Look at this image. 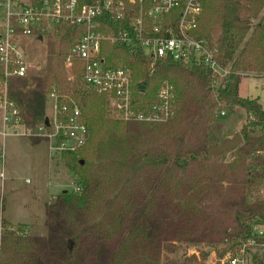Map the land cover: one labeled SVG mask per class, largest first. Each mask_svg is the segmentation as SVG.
I'll use <instances>...</instances> for the list:
<instances>
[{
    "label": "trees",
    "instance_id": "obj_1",
    "mask_svg": "<svg viewBox=\"0 0 264 264\" xmlns=\"http://www.w3.org/2000/svg\"><path fill=\"white\" fill-rule=\"evenodd\" d=\"M263 8L264 0H204V13L195 32L198 37H206L217 45L218 62L228 70L226 79L217 86V99L229 107L240 106L247 111L243 144L234 149L244 154L264 150L262 104L258 96L244 97L239 91L244 77L251 73L264 76V13L252 27V20L260 16ZM111 25L115 29L122 26L119 22ZM83 32V28L63 25L57 27L49 41V63L42 88L45 92L55 88L79 103L89 135L77 152L57 154L74 174L79 187L78 191H63L54 203L47 205V221L50 226L67 224L72 230L76 246L69 251L68 264H84L87 255H82L81 250L86 247H92L94 254L104 260L110 259L111 264H159L158 254L150 253L154 241L160 237L159 230L179 218H194L197 212L205 215L193 200V181L198 175L196 167H203L198 162L217 158L207 153V148L216 142H212L207 133L192 145L179 146L183 140L184 111L195 99L192 92L197 95V90H201L207 95L218 84L219 74L203 63L172 59L159 60L151 73L149 59L142 52L131 55L125 46L105 42L104 53L108 60L131 69L134 96L140 101V107L154 101L165 82L173 87L176 114L169 121L152 125L125 122L116 117L106 96L86 89L81 81V68L75 66L69 71L65 66L70 47ZM13 87L11 97L23 117L28 116V123L37 118L42 120L45 92L33 91L27 100L24 95L23 100H18L12 93ZM70 98L61 101L69 102ZM150 137L156 140L155 145L142 148V141L148 143ZM215 169L222 170L218 166ZM152 187L156 189L155 194L148 198ZM245 195V185L239 182L210 204L216 220L211 226L209 241L227 243L217 251L219 257L252 237L255 223L264 224V195L251 204L246 202ZM2 200L0 197V206ZM128 229L114 253L111 243ZM14 237L15 232L9 229L0 264L40 261L36 247L14 242L11 240ZM196 262L189 258L181 261L182 264ZM250 264H264V261L255 254Z\"/></svg>",
    "mask_w": 264,
    "mask_h": 264
},
{
    "label": "built area",
    "instance_id": "obj_2",
    "mask_svg": "<svg viewBox=\"0 0 264 264\" xmlns=\"http://www.w3.org/2000/svg\"><path fill=\"white\" fill-rule=\"evenodd\" d=\"M0 7L4 10L0 19V140L9 134L43 136L50 141L54 153L77 152L86 144L89 128L83 110L68 95L52 89L48 93L50 113L34 128L26 122L10 93L14 79L28 76L25 39L43 37L63 25L84 30L70 47L66 68L69 71L75 66L81 68V81L86 89L106 96L116 117L125 122L152 125L169 121L175 113L173 87L165 82L157 98L140 107L134 96L131 69L108 60L105 42L123 45L131 55L142 52L149 59L151 73L161 59L203 63L219 75L228 72L218 62L217 45L195 34L204 13V0H0ZM112 22L122 26L115 29ZM4 160L2 150L1 166ZM1 175L4 177V171ZM3 230L0 224V255ZM255 254L264 261V224L261 223L254 224L253 236L229 250L223 262L250 264Z\"/></svg>",
    "mask_w": 264,
    "mask_h": 264
},
{
    "label": "rangeland",
    "instance_id": "obj_3",
    "mask_svg": "<svg viewBox=\"0 0 264 264\" xmlns=\"http://www.w3.org/2000/svg\"><path fill=\"white\" fill-rule=\"evenodd\" d=\"M263 13L264 8L260 16L252 20V27ZM3 14L4 10L0 7V19ZM54 33L44 34L42 38L25 39L28 42L25 44V51L29 60V72L26 78L14 79L12 93L15 99L23 100L24 95V99L27 100L33 91L40 89L45 92V88H42V79L47 71L49 41ZM221 73L218 84L214 85L207 95L201 90H197V95L192 92L193 98H198L184 111L183 140L179 147L185 144L192 145L194 140L207 133L211 140H214L212 142H216L213 145L221 144L236 133L242 134L248 120L247 111L240 106H235L232 110L228 104L217 99V86L226 79L227 74L223 71ZM239 91L244 97L258 96L264 109V76L249 74L242 79ZM48 93L45 92V115L50 113L52 105ZM174 110L175 115V106ZM25 120L28 123L27 115ZM40 121L42 120L37 118L28 124L35 128ZM149 140L151 141L148 143L147 140H143L140 146L144 148L150 144L155 145V139L150 137ZM2 150L5 152V160L3 165H0V197L3 199L0 220L4 221V224H1V221L0 224L4 229V238L11 229L15 232V237L11 240L22 241L24 245L30 244L32 248L36 247L40 261L28 264H68L69 251L76 246L72 230L67 224L61 227L50 226L47 221V205L54 203L63 191H78L79 186L74 174L65 161L57 156L58 153L51 151L50 141L43 136L9 134L0 140V152ZM235 150L225 151L215 159L198 162L202 163L203 167H196L198 175L193 181L195 183L193 200L200 205V209L209 219L197 212L194 218L182 217L171 221L169 227L161 228L157 233L160 235L159 239H156L150 248L151 254H158L159 264H182V260L192 255L197 256V262L192 264H225L223 259L228 251L223 257L217 256V251L227 246V243L209 241L211 226L216 220L210 204L214 198L229 192L239 182L245 185L248 204L264 195V150H256L249 154ZM217 166L222 170H216ZM193 169L195 167L191 170ZM1 171H4V177ZM164 174L160 175L159 180ZM155 190L152 187L146 197L153 196ZM128 231L129 229L116 240L114 238L111 243L113 248L111 250L114 253L121 246ZM70 241H73L71 248ZM81 251L82 255H87L84 264H111L110 259L104 260L103 257L94 254L95 250L92 247H86Z\"/></svg>",
    "mask_w": 264,
    "mask_h": 264
},
{
    "label": "water",
    "instance_id": "obj_4",
    "mask_svg": "<svg viewBox=\"0 0 264 264\" xmlns=\"http://www.w3.org/2000/svg\"><path fill=\"white\" fill-rule=\"evenodd\" d=\"M42 38V37H40ZM232 110L235 109L234 106L231 107ZM48 118H46V123H48ZM243 136L241 133H236L232 138H226L221 144L212 145L207 148V153L212 156H220L225 151H232L236 149L240 144H243ZM83 163V161H82ZM73 244V241L69 242V247L71 248ZM187 254V253H186ZM189 259H196L197 256L192 255L189 257Z\"/></svg>",
    "mask_w": 264,
    "mask_h": 264
}]
</instances>
